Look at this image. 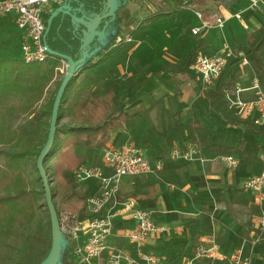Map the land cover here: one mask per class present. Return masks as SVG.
<instances>
[{
  "label": "crops",
  "instance_id": "1",
  "mask_svg": "<svg viewBox=\"0 0 264 264\" xmlns=\"http://www.w3.org/2000/svg\"><path fill=\"white\" fill-rule=\"evenodd\" d=\"M59 4L69 5L67 0H60ZM59 4L50 6L45 22ZM249 5L250 0H127V5L120 11L117 36L130 34L132 41L116 44V35L112 33L109 42L78 79L91 76L93 90H119L121 103L113 105L111 111H123L130 118L129 128L110 131L104 148L132 143L140 147L152 163L160 157L165 160V168L159 173L123 177L119 190L104 209V214L113 216L109 244L133 258L134 264L142 263L129 239L135 222L130 212L122 207V202L130 198L136 201L137 208L152 212V221L159 230L147 240L142 251L154 255L160 264H187L197 243L204 237L219 245L217 264H229V258L237 251L247 257L250 264H264V226L260 223L264 214V191L243 187L247 179L264 169V131L249 127L253 123L251 119L229 123L211 109L207 94L214 85L202 91L200 75L190 67L186 68L198 40H204L207 46L212 42L219 45L220 49L212 53L222 51L226 45L234 52L236 46L246 42L248 34L243 43L241 30L254 32L264 26V5L258 12L248 10ZM195 11L202 12L207 22H213L217 16L224 17V27L214 25L193 35L191 29L201 25ZM239 12L242 13L241 20L235 16ZM243 22L247 23L248 29L244 28ZM226 28L232 44L219 40L220 33ZM22 41L23 32L11 17H2L0 60H9L6 61L8 67L13 60H22ZM200 53L211 54L205 50ZM59 67L60 64L49 76L42 93H37L38 99L28 100L27 92L5 93L0 99H5L11 110L24 111L30 118L31 112L46 110L51 97L45 104L43 100L57 90L63 78ZM248 67L249 64H240L228 75L230 83L226 86L245 89L242 97L246 99L253 95L250 87L254 76ZM71 97L72 93H69L65 104ZM193 121L204 126L208 140L240 149L242 155L236 156L240 160L236 169L227 167L221 157L203 150L192 161L168 157L170 149H184L189 141L200 136ZM60 123L59 142L64 151L69 147L64 145V138L81 120L64 113ZM70 147L82 165L100 166L103 175H110V168L102 160L104 148L95 150L81 141ZM52 160L54 162V158ZM76 193L80 197L100 194L99 181L92 179L77 184ZM78 242L84 245L86 237L81 236ZM64 263L86 264L81 263L71 249ZM88 264H106V255L93 258ZM193 264L211 262L198 260Z\"/></svg>",
  "mask_w": 264,
  "mask_h": 264
},
{
  "label": "trees",
  "instance_id": "2",
  "mask_svg": "<svg viewBox=\"0 0 264 264\" xmlns=\"http://www.w3.org/2000/svg\"><path fill=\"white\" fill-rule=\"evenodd\" d=\"M103 1L67 0V3L73 12L80 16L94 17L101 12ZM47 44L53 51L71 56L74 60L82 56L81 39L74 32L70 16L59 14L53 19L47 35ZM206 47L204 40L196 42L186 68L193 64L198 53ZM234 52L235 57L230 59L222 75L208 92L207 98L210 108L223 115L229 123H243L245 120L230 111L223 90L230 83L228 75L233 73L244 59L248 61L250 74L256 77L264 88V26L248 34L245 44L236 46ZM239 53L243 55L238 56ZM52 56L43 63L34 64L13 60L9 67L6 65L9 60H0V97L5 93L27 92V99L37 98V93H42L44 84L49 76L55 73L60 60L63 59L53 54ZM85 68L69 81L65 89L59 108L54 144L44 160L58 220L62 211L77 215L80 220L88 217L87 197H80L76 193L77 184L74 178L75 171L82 164L70 145L81 141L88 147L100 150L105 147L111 130L130 126V118L125 112L111 111L113 105L119 106L121 103L118 99L119 90H93L94 80L91 76L85 75L78 80ZM61 82L46 110L31 112V120L36 121L32 129L23 132L20 128L13 130V127H5L7 132L1 139L3 148L0 150V155L4 158L3 168L0 170V264H41L52 248L49 210L46 202H40L41 197L45 196V190L37 170V159L47 141L53 104ZM69 93H72V97L65 104ZM64 113L72 119L81 120V123L72 128L64 138V145L69 147L63 151L60 147L59 132L62 130L60 122ZM44 117H47L46 121H43ZM193 125L195 131L200 133L194 141L203 151L219 157L242 155L238 147L208 140L205 128L200 122L193 121ZM249 127L264 131V125L251 123ZM50 158H54V162L48 164Z\"/></svg>",
  "mask_w": 264,
  "mask_h": 264
},
{
  "label": "built area",
  "instance_id": "3",
  "mask_svg": "<svg viewBox=\"0 0 264 264\" xmlns=\"http://www.w3.org/2000/svg\"><path fill=\"white\" fill-rule=\"evenodd\" d=\"M59 3L60 0H0V19L10 16L14 24L23 32L21 50L22 60L26 64L43 63L51 58L52 54L48 52L43 40L46 30L45 14L52 4ZM262 5H264V0H250L248 10L258 12L262 9ZM195 15L201 21V25L191 29L193 35H199L203 30L214 25L221 29L224 27L225 18L222 16L215 17L213 22H207L203 19L202 12L195 11ZM235 16L239 20L242 19L241 12ZM243 26L245 29L249 28L245 22H243ZM131 41L132 37L128 34L124 37L117 36L115 43ZM233 57L234 52L228 45L216 53L198 54L190 68L200 75L202 91H207L216 83L228 61ZM243 64L248 65V61L244 59ZM67 68V62L61 59L60 74H63ZM244 90L240 86L224 88V97L228 107L236 117L242 120L251 119L254 124L259 126L264 125V88L260 81L254 77L250 87L253 92L252 97L243 98ZM201 150L197 142L189 141L184 149L172 148L167 152V155L171 159L192 161L201 154ZM221 158L231 169H236L240 164V160L233 155ZM102 160L105 166L111 170L108 176L103 175L102 168L97 165H81L75 171L74 178L78 185L97 179L100 194L87 197L88 217L86 219L80 220L77 215L62 211L59 216L60 230L72 243L71 252L79 258L81 263L88 264L91 259L106 255V264H134L133 258L109 244L108 237L113 229V216L104 214V209L119 190V184L123 177L159 173L165 168V160L160 157L152 163L145 156L143 150L132 143H127L122 147L108 146L104 148ZM201 160L204 161V159ZM243 187L256 192L264 191V169L260 174L247 179L243 183ZM122 207L125 211L130 212V217L135 222L129 239L137 249L142 261L140 264H160L154 255L145 254L142 251L147 240L159 230L152 221V212L137 208L136 201L131 198L124 200ZM260 223L264 226V214L260 217ZM81 236L86 237L84 245L78 242ZM219 258V245L204 237L197 243L194 254L187 264H193L198 260H208L211 264H217L216 260ZM229 264H250V260L237 251L229 258Z\"/></svg>",
  "mask_w": 264,
  "mask_h": 264
},
{
  "label": "water",
  "instance_id": "4",
  "mask_svg": "<svg viewBox=\"0 0 264 264\" xmlns=\"http://www.w3.org/2000/svg\"><path fill=\"white\" fill-rule=\"evenodd\" d=\"M126 5L127 0H104L102 10L99 14L94 17H89L88 15L78 17L74 14L70 5L59 4L46 22V30L43 40L47 46V50L55 56L62 57L67 62L68 69L55 97L47 141L37 159V170L43 182L52 227V248L41 264H65L62 259L61 237H64L67 240L68 238L60 230L48 175L44 168V160L48 157V154L54 144L59 108L62 102L63 94L69 81L83 68L89 65L88 63H90L89 61L91 57L94 58L98 56V54L102 51L103 46L111 38L112 33L117 37V30L120 22V11ZM59 14L71 17L74 25V32L80 36L82 56L78 60H74L71 56L61 55L53 51L47 44V35L50 31L52 21Z\"/></svg>",
  "mask_w": 264,
  "mask_h": 264
},
{
  "label": "rangeland",
  "instance_id": "5",
  "mask_svg": "<svg viewBox=\"0 0 264 264\" xmlns=\"http://www.w3.org/2000/svg\"><path fill=\"white\" fill-rule=\"evenodd\" d=\"M263 25H264V19H263ZM251 32H253V30H251L249 32H245V31L241 30V34L243 33V37L241 36V41L243 43L245 42V40H244L245 36L247 34L251 33ZM219 40L221 41V43L225 42V44H226V42H228V43L232 44V39L230 37V34H229L227 28L223 30V33H220ZM216 49L217 50L220 49L219 45H217L214 42H212L210 44V46L206 47L205 51H207L208 53H212L213 51H216ZM2 51H4V49H2ZM0 53H1V49H0ZM92 60H93V57H91L89 62L91 63ZM90 63H88V64H90ZM67 69L62 74L63 77L65 76V74L67 72ZM55 92L56 91H54L51 96H48L47 98H45L42 103L45 104V102H47L48 98L51 97L49 99V102H48V104H49L51 99L54 97ZM12 103H13V101L10 104H12ZM46 119H47V117H44L43 121H46ZM33 121L31 120V118L29 116H27L24 113V111L11 110L9 108V105H7V103L5 102V99H3V100L0 99V150L3 148L1 139L6 134L7 129L13 127L12 128L13 130L14 129H18L19 130V128H20L21 131L27 132L28 130L32 129L35 126V122L36 121H34V122ZM261 126H263V125H261ZM5 127L6 128L8 127V128L5 129ZM51 163H53L52 158H50L48 164H51ZM3 164H4V158H3V156L0 155V170H1V168H3ZM57 200H58V198H57ZM57 200H55V201H57ZM40 202L41 203L46 202L45 196L41 197ZM53 202H54V199H53ZM61 239H62V259L64 260L65 257H67V255H68V252H69L70 247L72 246V243L69 240H67L66 238H64V237H61Z\"/></svg>",
  "mask_w": 264,
  "mask_h": 264
}]
</instances>
